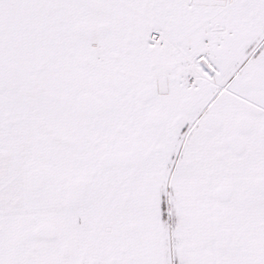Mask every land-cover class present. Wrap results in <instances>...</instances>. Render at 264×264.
Masks as SVG:
<instances>
[{
	"label": "snow or ice",
	"instance_id": "1",
	"mask_svg": "<svg viewBox=\"0 0 264 264\" xmlns=\"http://www.w3.org/2000/svg\"><path fill=\"white\" fill-rule=\"evenodd\" d=\"M0 264H264V0H0Z\"/></svg>",
	"mask_w": 264,
	"mask_h": 264
}]
</instances>
